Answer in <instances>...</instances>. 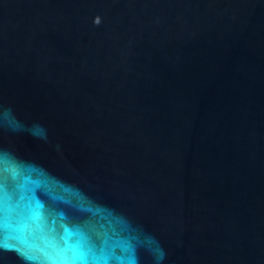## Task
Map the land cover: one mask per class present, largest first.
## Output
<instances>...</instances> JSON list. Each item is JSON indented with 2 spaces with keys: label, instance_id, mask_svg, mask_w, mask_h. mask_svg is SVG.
Instances as JSON below:
<instances>
[{
  "label": "water",
  "instance_id": "water-1",
  "mask_svg": "<svg viewBox=\"0 0 264 264\" xmlns=\"http://www.w3.org/2000/svg\"><path fill=\"white\" fill-rule=\"evenodd\" d=\"M0 264H264V0H0Z\"/></svg>",
  "mask_w": 264,
  "mask_h": 264
}]
</instances>
